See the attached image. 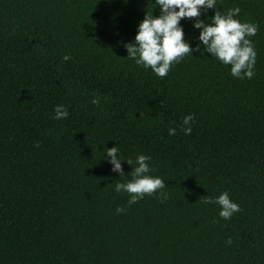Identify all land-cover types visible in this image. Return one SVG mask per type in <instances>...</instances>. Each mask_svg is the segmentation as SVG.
<instances>
[{"label": "trees", "instance_id": "trees-1", "mask_svg": "<svg viewBox=\"0 0 264 264\" xmlns=\"http://www.w3.org/2000/svg\"><path fill=\"white\" fill-rule=\"evenodd\" d=\"M0 264H264V0H0Z\"/></svg>", "mask_w": 264, "mask_h": 264}]
</instances>
